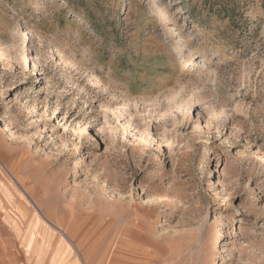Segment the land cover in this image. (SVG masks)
I'll list each match as a JSON object with an SVG mask.
<instances>
[{"label": "rangeland", "instance_id": "1", "mask_svg": "<svg viewBox=\"0 0 264 264\" xmlns=\"http://www.w3.org/2000/svg\"><path fill=\"white\" fill-rule=\"evenodd\" d=\"M61 244L264 264V0H0V264Z\"/></svg>", "mask_w": 264, "mask_h": 264}, {"label": "crops", "instance_id": "2", "mask_svg": "<svg viewBox=\"0 0 264 264\" xmlns=\"http://www.w3.org/2000/svg\"><path fill=\"white\" fill-rule=\"evenodd\" d=\"M59 247L64 248V250H55L49 249L48 247H41L40 249L36 250L42 253V255H27L26 263L23 264H81V260H77L71 253L69 254L65 249L66 246L63 247L61 244ZM70 251L69 248H67ZM68 254V255H66ZM30 259V260H29ZM84 263H87L88 260L83 259ZM103 262V261H102ZM104 264H124L123 257L121 256H110L105 259Z\"/></svg>", "mask_w": 264, "mask_h": 264}, {"label": "bare ground", "instance_id": "3", "mask_svg": "<svg viewBox=\"0 0 264 264\" xmlns=\"http://www.w3.org/2000/svg\"><path fill=\"white\" fill-rule=\"evenodd\" d=\"M198 74H200V72H199V71H197V72L195 73V75H197V76H198Z\"/></svg>", "mask_w": 264, "mask_h": 264}]
</instances>
